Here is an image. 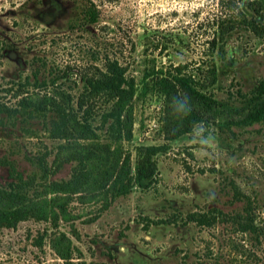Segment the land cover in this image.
<instances>
[{
  "label": "rangeland",
  "instance_id": "obj_1",
  "mask_svg": "<svg viewBox=\"0 0 264 264\" xmlns=\"http://www.w3.org/2000/svg\"><path fill=\"white\" fill-rule=\"evenodd\" d=\"M218 10V0H0V101L51 92L49 79L61 74L57 83L75 93L79 76L108 56L133 81L123 145L132 155L137 144L167 145L145 190L108 204L71 196L63 215L0 224V264H264V118L241 126L208 118L173 140L163 133L162 85L176 66L234 104L264 77V35L238 29L213 41L205 24ZM13 121L0 124V185L12 179L9 163L30 179L29 194L67 178L72 162L51 171L57 141L47 121ZM201 125L214 138L206 147L193 140ZM193 211L214 217L196 224L185 219Z\"/></svg>",
  "mask_w": 264,
  "mask_h": 264
},
{
  "label": "trees",
  "instance_id": "obj_2",
  "mask_svg": "<svg viewBox=\"0 0 264 264\" xmlns=\"http://www.w3.org/2000/svg\"><path fill=\"white\" fill-rule=\"evenodd\" d=\"M218 4V12L205 24L212 28L211 39L215 37L219 42V38L238 29L254 36L264 35V0H218ZM83 9V18L94 22L96 11L90 6ZM216 42H212V47ZM175 69L170 74L171 80L162 85L166 140L191 132L198 122L208 118H221L225 125L235 126L264 118V77L257 78L247 92L239 94V103L234 104L206 93L191 74H182L177 66ZM63 76L54 75L49 79L53 85L51 92L36 96L21 94L16 96L13 105L0 101V124L14 123L18 117H40L47 121V136L57 141L51 171L64 162L73 163L67 178L49 180L43 184L42 193L34 195L27 191L30 179H24L9 163L12 179L0 185V224L14 226L18 220L29 216L48 219L63 215L71 196L81 200L100 196L108 204L133 187L145 190L156 180V156L164 152L167 145L137 144L133 155L123 145V141L131 138L133 81L117 59L105 56L100 66L88 67L79 76V89L75 93L67 90L68 84L57 83ZM24 81L15 83L18 89L26 84ZM183 98L190 106L185 115L181 114L186 106ZM48 169L43 168L44 174ZM48 193L53 195L47 196ZM213 215L193 211L187 213L185 219L209 224Z\"/></svg>",
  "mask_w": 264,
  "mask_h": 264
},
{
  "label": "clouds",
  "instance_id": "obj_3",
  "mask_svg": "<svg viewBox=\"0 0 264 264\" xmlns=\"http://www.w3.org/2000/svg\"><path fill=\"white\" fill-rule=\"evenodd\" d=\"M185 100V108L181 110V114L185 115L190 111V106L188 104V101L186 98H183ZM213 137L211 133L208 131V129L201 125L198 128L194 130L193 140L196 141L198 144L201 145V147H206L210 143L213 142ZM211 195V194H210Z\"/></svg>",
  "mask_w": 264,
  "mask_h": 264
}]
</instances>
